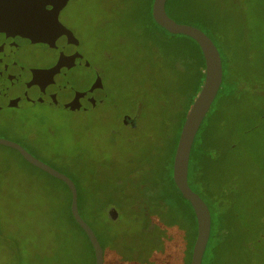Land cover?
<instances>
[{"label": "rangeland", "instance_id": "rangeland-1", "mask_svg": "<svg viewBox=\"0 0 264 264\" xmlns=\"http://www.w3.org/2000/svg\"><path fill=\"white\" fill-rule=\"evenodd\" d=\"M126 4L125 0H70L60 15L62 23L79 40L80 54L98 71L107 92L106 100L91 101L84 110L59 103H26L20 108L0 110V138L20 143L54 169L80 180L77 182L80 196H88L94 204L100 202L97 196L102 198V193L109 194L114 179H129L128 172L140 166L139 159H148L153 152L155 161L168 160L171 155L167 144L175 127L164 117L161 107L141 110L134 127L122 125L124 117L135 118L138 114L128 104L134 97L130 84L142 87L135 63L131 64L125 57L129 47L122 45L124 39H129ZM146 12L147 7L144 16ZM144 16L140 14L137 19L143 17L144 20ZM220 16L226 37L224 45L218 44L223 56L238 54L243 47L238 43L241 36L246 43V54L243 55L242 48L238 57L249 59L251 71L249 75L241 73L239 86H245L238 100L221 105L218 115L222 123L216 146L220 157L217 164L227 152L232 182L224 177L221 181L220 173L210 178L219 179L216 184L219 194L228 200L235 185L241 189V219L249 232L259 231L264 230V0H223ZM136 25L140 26L137 20ZM182 42L183 38L178 37L171 44ZM42 52L41 48L33 50L38 58L42 57ZM144 53L149 54L150 59L140 67L147 73L150 84L159 87L164 83L167 87L174 84L175 75L169 67L160 65L158 53L152 55L148 50ZM36 57L28 61L42 66ZM179 61L173 54V64ZM69 62L70 59L62 71L69 77L82 76L79 61L75 58L74 72L69 70ZM191 97L185 84L176 87L166 99L169 103L180 100L186 104ZM216 106L214 103L204 125ZM253 128L259 129L253 133ZM244 129L250 132L247 134ZM49 195L52 197L50 207L46 200ZM68 196L62 183L24 161L14 150L0 146V264H12L9 254L14 248V239L21 245L24 264H84L78 260L76 252L72 254L73 244L64 250L63 244L54 241L53 231L60 228L64 236L61 229L67 224L74 229L75 238L88 254V245L80 230L61 217ZM55 217L57 221L52 222ZM107 218L108 214L103 212L101 221ZM132 220L129 215H121L120 222L112 224V229L119 236L132 238L137 232ZM232 227L236 230L233 241L241 239L242 243L236 244V249L229 244L220 246L216 250L219 257L216 256L215 264H264L261 238L245 233L236 221ZM56 251H59L58 257ZM239 251L245 253V258L236 254ZM117 254L106 251V264H114Z\"/></svg>", "mask_w": 264, "mask_h": 264}, {"label": "trees", "instance_id": "trees-1", "mask_svg": "<svg viewBox=\"0 0 264 264\" xmlns=\"http://www.w3.org/2000/svg\"><path fill=\"white\" fill-rule=\"evenodd\" d=\"M125 1L128 11L127 18L129 17V39H124L122 45L127 46V49L129 47L125 57L129 58L131 64L135 63V68L137 74L141 77L140 82L142 84V87L130 84L134 97L128 104H131L130 106L138 111L137 118H139L141 110L149 109L150 107H161L164 117L175 127L167 144V146L170 145L171 155L168 160L155 161V153L153 152L148 159L147 157L139 159L140 166L132 167L129 170V179H114L112 190L109 194L102 193L101 196L105 199L97 196L100 202L95 204L92 203L88 196H80L78 192L79 212L95 232L104 250V257H106L105 252L108 250L118 252V257L115 259L114 264H190L197 237V220L190 202L182 196L174 182L173 163L184 120L205 80V60L195 40L184 35L171 34L154 21L152 17L154 0ZM222 4L223 0H167L166 2V11L171 18L178 23L193 25L201 29L213 40L220 51L223 62V82L214 101L217 106L215 111L212 112L209 122L204 125L203 121L196 135L189 167V185L202 197L211 211L212 239L207 245L202 264H205V258L209 259V264H215L216 256L219 257V253L216 250L222 245L229 244L235 249L237 247L236 244L240 246V242L242 243L241 239L233 241L236 232L232 227L233 221H236L240 229L245 233L254 234L257 239L262 238L264 240L263 229L259 231L252 229L253 232H249V228L241 219V189H237V185H235L233 194L229 196L228 200L219 194L216 186L219 179L212 181L210 178L211 175L214 176L220 173L221 181L224 177L227 181L232 182L227 152L220 163L217 164L220 157L216 154L218 150L216 146L219 145V132L222 123V118L218 117V115L220 114L221 105L238 100V96L243 92L241 90L245 86H239L240 80H242L241 73L244 72L249 75L251 71L249 59L243 57L240 60L238 57L242 52V48L243 55L245 56L246 54V43H244V39L241 36H239L238 43H242L243 47L240 48L238 54L230 53L229 56L224 57L218 45L221 43L224 45V39L226 38L223 36L224 30L220 16ZM145 7H147L146 16L143 14ZM140 14L144 16V20L143 17L142 19H137ZM136 20L140 23L139 27L136 25ZM178 37H182L183 42L180 45L172 46L171 42ZM145 50H148L152 55L158 53L160 65L169 67L170 72L175 75L174 84L168 87L165 83L162 87L150 84L147 73H144L145 71L140 67L146 60L150 59L149 54L144 53ZM173 54H176L177 58H179V64H173ZM134 58L137 60H134ZM170 62L173 64L172 67L169 65ZM185 84L192 94L190 100L186 104H183L180 100L169 103L166 96L174 91L176 87ZM161 124H163L162 121ZM258 129L253 128L252 132L255 133ZM244 132L248 134L250 131L244 129ZM14 151L20 155L18 151ZM22 159L26 161L23 157ZM44 173L47 174L46 172ZM47 175L52 177L49 174ZM70 178L75 182L78 190L77 182L81 181ZM54 179L62 183L69 194L65 212L61 217L66 218V221L80 230L79 232L84 237L89 251L87 254V251L81 247L80 242L75 238L74 229L67 226V224H64V228L61 229L64 236H61L60 228L53 231L54 241L56 240L59 244H63L64 250H68L69 246L73 244L72 254L76 252L78 260L84 264H95L92 244L71 213L72 197L70 189L63 181ZM234 184L237 183L234 182ZM126 191L133 192L126 193ZM98 193L100 194V192ZM22 197L24 198V196ZM46 200L49 202L50 207L52 197L49 195ZM130 207L132 208L130 209ZM111 208L117 211L119 220L120 216H125V214L133 218L132 225L137 226H134L137 229L136 236L129 238L115 233L112 229V224L120 221L118 219L112 220L109 215L106 221H101L103 212L108 214L107 211ZM57 218H52V222L57 221ZM230 241L233 242L229 243ZM20 246L18 239H14V248L12 253L9 254L12 264H24ZM56 254L58 257L59 251H56ZM236 254L241 259L245 258V253L241 251Z\"/></svg>", "mask_w": 264, "mask_h": 264}, {"label": "water", "instance_id": "water-1", "mask_svg": "<svg viewBox=\"0 0 264 264\" xmlns=\"http://www.w3.org/2000/svg\"><path fill=\"white\" fill-rule=\"evenodd\" d=\"M56 0H0V97L7 95V87L26 82L31 85L46 87L55 84L59 87V99L63 106L84 110L91 101L100 102L105 95L102 81L91 64L71 49L68 56L62 58L63 25L59 21L60 10L48 8ZM68 0H60L64 5ZM167 0H154L152 17L154 21L174 35H184L192 38L199 45L205 60V80L184 120L174 156L173 179L182 194L190 202L197 220V237L194 243L191 263L202 264L211 236V211L202 197L189 185V167L193 144L196 135L211 109L223 82V62L219 49L213 40L201 29L184 23H178L166 11ZM69 33V32H68ZM71 34V33H70ZM69 34V35H70ZM21 35L35 44L47 43L57 52L59 58L56 64L48 69L23 67L15 60L17 44L15 36ZM68 43L76 44L72 34ZM59 52L61 54L59 55ZM63 53V54H62ZM75 58L79 61L84 79L77 83L69 74L61 75L59 69L68 63L69 70L74 72ZM86 70V77L84 74ZM67 75V76H66ZM84 81H86L84 83ZM0 146L14 149L34 167L50 176L63 181L71 192V213L88 236L95 254V264H105L104 250L90 225L82 218L78 207V190L75 182L66 174L34 157L21 144L0 138ZM108 215L112 220L118 219L114 208L109 209ZM260 239V238H259ZM260 242H264L261 238Z\"/></svg>", "mask_w": 264, "mask_h": 264}, {"label": "flooded vegetation", "instance_id": "flooded-vegetation-1", "mask_svg": "<svg viewBox=\"0 0 264 264\" xmlns=\"http://www.w3.org/2000/svg\"><path fill=\"white\" fill-rule=\"evenodd\" d=\"M69 1L70 0H68L67 3ZM59 2H60V0H56L54 2V4L52 6H48V8L50 9V8L55 7V8H58L60 10L59 21L63 25V28H62L63 29L62 30L63 40H64L63 45L66 44V46L62 50V52L64 53V54L62 53L63 54L62 58H65L66 56H68L69 53L68 54H66V53H67V51H70L71 49H73L79 55H81L79 52V45H80L79 40L76 38L73 31L71 29H69L60 20V15H61L65 5L63 3L58 4ZM70 33L74 37V41L76 40V44L73 43L70 45L68 43V38L71 35ZM15 44H17V47H18L16 52H15V60L20 66H23V67L48 69V68L53 67L56 64L55 58H56V60L59 58L58 56L55 55L57 52H53L54 50L47 43L35 44V43H32L31 40L28 38H25L21 35H16L15 36ZM36 48L42 49L43 52L40 54L42 56L41 58L36 57V55L33 53V50H35ZM60 54H61V52H59V55ZM35 57L39 61L38 64H42V66H35V65L31 64L32 62L28 61L29 58L33 59ZM39 59H41L42 61H40ZM84 59H86V58H84ZM89 64H91V63L89 62ZM92 69H94L93 66H92ZM94 70L97 71L96 69H94ZM59 71H60L62 76L65 75L61 69H59ZM97 73H98V71H97ZM84 74L86 77V70H84ZM67 77L76 79L77 83L79 82V80L82 81L84 79V75H82L80 77H69V76H67ZM99 77H100V75H99ZM101 81H102V79H101ZM85 82L86 81H84V83ZM102 88H103V91H105V95L99 103H102L104 100H106V96H107V92L104 89L103 84H102ZM58 94H59V87L55 84H49L43 88V87H40L38 85H31V84H28L26 82H20L18 84L7 87V95L0 97V110L6 109L7 107H9V108H20L21 105H24L26 103L41 104V105L59 103L63 106V103L59 99H57ZM136 122H137V116L135 118L132 116H129V117L126 116L122 119V125L124 127H128V128L134 127ZM24 148L26 150H28L26 147H24ZM29 152L34 157L38 158L31 151H29ZM210 239H212L211 236H210ZM210 239H209V242H210ZM204 261H205V264H209V259L205 258Z\"/></svg>", "mask_w": 264, "mask_h": 264}]
</instances>
